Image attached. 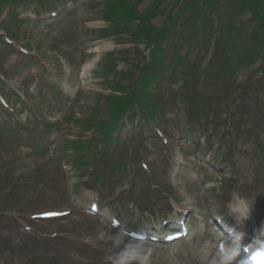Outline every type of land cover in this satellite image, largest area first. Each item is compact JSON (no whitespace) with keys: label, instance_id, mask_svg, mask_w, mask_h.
<instances>
[{"label":"rangeland","instance_id":"rangeland-1","mask_svg":"<svg viewBox=\"0 0 264 264\" xmlns=\"http://www.w3.org/2000/svg\"><path fill=\"white\" fill-rule=\"evenodd\" d=\"M86 1L87 0H78L77 6L72 7V10H74L76 14L77 21L73 26L72 22H70L65 30L63 27V35L58 30L51 31L50 28L45 29L44 22L26 21L23 23L18 38L16 37V39L32 49H39L46 57L48 62L47 66H42L38 61L31 58L29 59L27 56H22L17 51L7 49L0 41L2 44L0 45V51L3 52H0V69L8 75L10 84H14L17 88L26 93H30L34 104H36L37 111L48 113L49 122H51L50 119L56 121L59 118H63L66 114L67 116L71 115L72 109L83 113L90 112L97 108L96 104L100 102V97H102L103 93L108 94L111 92L109 85L102 83L99 79H97L95 84L89 82L91 76V74H89L88 77L82 80L77 99L69 110L77 87L74 86V82L79 65L78 45L80 39L86 54L91 48L95 49L100 47L102 42L106 41L103 39H101V41H93V38L99 34H92L90 32L91 26H99L102 22L86 21L87 23L84 25L86 18L92 16L90 13L91 8L87 6ZM147 1L148 0L143 2L140 7L145 6ZM47 2L49 3L51 1L48 0ZM106 2L108 4L106 6V17L114 16L121 18L123 15L132 16L135 13L134 6L129 2L125 3L123 0H106ZM235 7H239L238 11L231 18L226 17L225 19L227 37L230 39L231 43H233V41L236 43L233 44L244 55L247 51L249 52L252 47H255L257 51L260 50L257 44V38L261 37L264 33V23L260 17H255L252 11L255 7L259 13L262 12L263 14L261 16L264 20V0H243L241 5L239 3L235 5ZM227 8L228 5L223 7L222 10H227ZM160 17L161 16H158L155 19L157 23L160 21ZM11 22L16 23V20H12ZM11 22H8L9 26ZM83 25L85 27H82ZM12 28L17 29L15 25H12ZM109 48L110 47H108L107 50ZM141 48H144V46L141 45ZM125 54L126 57H128V61H126V59H118V66L116 67L118 79L123 83L129 82L131 79L137 77V73L133 75L128 74L127 70L130 69L133 72H137L136 65L140 61V56L135 55L132 50L130 52L126 51ZM60 59L67 64V66L65 63L63 64L67 69V77L63 82L58 81L59 83L62 82L61 85H58L51 78H48L45 72L50 66L59 65ZM86 60L88 62L96 61L94 55L88 54L86 55ZM258 61L252 64V66L244 67L242 72L239 73V76H245L247 73L261 66V63H264V56H261ZM232 63L234 64L235 61L232 60ZM121 73L124 74L123 78ZM106 76L112 80V73H108ZM242 79L243 78H240V80ZM216 85L217 86L212 90H208L204 85L202 87L206 94L209 95L220 90L219 80L216 81ZM111 101V103H115L113 100ZM262 103L264 104V100ZM25 115H27V113H25L24 116ZM70 118L73 119L74 116ZM250 122L251 121L247 123V126H249ZM55 123L60 124L61 121ZM42 127V123H39L36 128L33 124H30L28 129L27 127H23L21 135H23L25 139L17 140L13 143H9L4 133L0 132V150L3 151V154L0 156V207L24 209L36 205L35 208L46 207L49 206V204L57 205L60 201L67 203V197H62L60 201L54 200L53 196H49L48 198L45 197L43 188L37 183L32 172L37 169L39 161L49 159L48 167L50 166V169L47 171H40V174L47 181L50 190L49 193L55 195L59 187L62 186L63 181L60 179L58 173L53 171V161L57 158L56 156L58 153H60L59 158H61L71 152L69 148H63L58 152V144L64 142L67 133L70 137H73L74 132L65 131L64 133L58 128H55L53 133L47 134ZM220 140L223 141L224 136ZM242 141L250 142L255 150L256 148L264 149V117L262 118V124L256 131V135L252 136L249 130H246L242 134ZM33 142L37 144H49L51 149L57 146V151L55 154H52V151L49 152V154L52 155L51 158H48V155L44 156L41 152H35L26 157H20L16 154L17 146L22 143L31 144ZM127 148L128 150L132 149V145ZM115 153L121 156L124 161L128 158L125 155L127 153L128 156V152L124 150L123 145L116 146ZM249 153L250 152L247 151L244 157V163L246 164L251 158ZM153 168L154 175L151 178L145 177L140 183L133 187L136 193L141 192L143 197H149L150 193L147 188L148 181H150V183L159 182L164 187L169 186L173 191L179 192L177 184L171 180L168 170L158 168V164H155ZM192 169L193 165L190 162L188 166L190 172L187 173V176H184V182H186L185 177L193 173ZM131 178H133V172H131L130 178L125 177V180L131 181ZM141 178L143 177L140 176L136 180ZM108 187L111 188V184H108ZM25 196L27 198H40L41 202H39V200H33L26 203L21 200V197L24 199ZM8 202H11V205L7 207L6 204H8ZM112 205L124 212L129 220H138L139 214L144 213L143 211L138 212L137 210L130 213V211L126 210L127 206L122 199L113 198ZM150 207L153 210V206L151 205ZM36 247L37 249L43 250L41 245H39L33 237L28 235L12 220L0 217V264H32L35 256L33 249ZM74 248L75 250H84V244L76 243L75 245L73 244V246L68 245V243L66 244L64 257L68 262L70 261L71 253L66 250ZM49 259L54 260L55 258L53 256L49 257ZM41 261L43 262V258ZM72 263L84 264L76 260H72Z\"/></svg>","mask_w":264,"mask_h":264},{"label":"clouds","instance_id":"clouds-1","mask_svg":"<svg viewBox=\"0 0 264 264\" xmlns=\"http://www.w3.org/2000/svg\"><path fill=\"white\" fill-rule=\"evenodd\" d=\"M229 206L233 211L240 213V220L238 222H242L247 217L249 204L243 198H237L236 203L230 202ZM249 248L252 249L251 256L238 261L237 264H264V242L256 240L253 245H249L245 250L247 251ZM150 255V251L129 244L126 250L114 258V264H132L133 261L138 262V264H149ZM237 255H239V248L234 247L231 249L230 254L222 258L220 264H231ZM212 264H215V261Z\"/></svg>","mask_w":264,"mask_h":264},{"label":"snow or ice","instance_id":"snow-or-ice-1","mask_svg":"<svg viewBox=\"0 0 264 264\" xmlns=\"http://www.w3.org/2000/svg\"><path fill=\"white\" fill-rule=\"evenodd\" d=\"M64 214H66V213H64Z\"/></svg>","mask_w":264,"mask_h":264}]
</instances>
